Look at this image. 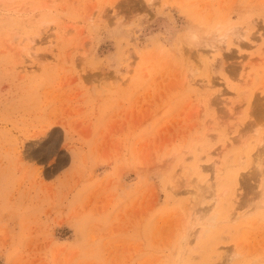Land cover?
I'll list each match as a JSON object with an SVG mask.
<instances>
[{
	"label": "rangeland",
	"instance_id": "1",
	"mask_svg": "<svg viewBox=\"0 0 264 264\" xmlns=\"http://www.w3.org/2000/svg\"><path fill=\"white\" fill-rule=\"evenodd\" d=\"M262 111L264 0H0V264H264Z\"/></svg>",
	"mask_w": 264,
	"mask_h": 264
},
{
	"label": "bare ground",
	"instance_id": "2",
	"mask_svg": "<svg viewBox=\"0 0 264 264\" xmlns=\"http://www.w3.org/2000/svg\"><path fill=\"white\" fill-rule=\"evenodd\" d=\"M210 33H212V32H210ZM209 33V34H210ZM216 33V32H215ZM208 35V34H207ZM213 35H214V33H213ZM212 34L211 35H209V36H213ZM238 34L236 33V39H241L242 37L239 35V36H237ZM255 35V34H254ZM199 36V35H198ZM204 36V35H203ZM208 36V37H209ZM261 35L259 34L258 35V37H260ZM196 37V36H195ZM213 37H215V35L213 36ZM225 37V36H224ZM241 37V38H240ZM257 37V38H258ZM222 38V37H221ZM220 38V39H221ZM226 38V37H225ZM255 38V37H254ZM205 39V38H204ZM203 39V40H204ZM208 40H206V41H203L202 42V40L200 41V39L199 40H196V42H195V45H186L187 46V49L188 50H190L189 51V53H191V54H194V53H196V54H194V56H196V59L198 60L197 62H199L198 64L200 65V62H201V60H202V57H204L205 55H207L208 53H214L215 51H217L218 50V48L220 47H218V46H216L215 45V42H216V38L214 39V38H207ZM224 38H222V40H223ZM222 40H217V41H222ZM225 40V39H224ZM239 40H237V41H239ZM249 41V40H248ZM201 42H202V44H203V46H201L202 44H201ZM223 42V41H222ZM221 42V43H222ZM240 42V41H239ZM253 42H255V41H253ZM219 45H220V43L219 42H217ZM221 45H223V44H221ZM200 46L202 47V48H200ZM189 47V48H188ZM205 47V48H204ZM186 49V50H187ZM203 49V50H202ZM206 49V50H205ZM207 50H209L208 52H207ZM200 51H202V53L200 52ZM201 54H200V53ZM207 52V53H206ZM199 53V54H198ZM198 54V55H197ZM31 55V53L30 52H27V58L28 59H30V62L31 63H33L32 61H37L36 59L37 58H35L34 56L35 55H33V56H30ZM204 55V56H203ZM198 65V66H199ZM197 69V68H196ZM200 81V80H199ZM198 81V82H199ZM200 84H201V86L203 87V88H205V87H207V88H212L213 86H215L214 85V82L213 81H211L210 79H206V80H202L201 79V81L199 82ZM201 87V88H202ZM222 95V94H221ZM232 105V104H231ZM232 106H234V105H232ZM232 110H234L235 111V109L232 107ZM261 112V111H260ZM263 112V111H262ZM264 113V112H263ZM231 114V116L234 114L233 112H231L230 113ZM262 114V113H261ZM262 141V139L259 141V142H261ZM262 150V149H261ZM260 150V151H261ZM260 151H258L259 153H261V154H259V153H257L256 155H255V161H254V163H255V166H256V168L254 169V172H257V171H255V170H258V171H260L261 172V166L263 165L262 163V161H261V155L263 156L264 154H262V152H260ZM264 161V160H263ZM262 162V163H261ZM213 167H214V164H213ZM214 194V193H213ZM204 200V199H203ZM212 205H211V207L209 208V210H211V209H215V208H217L218 206H219V203H220V200L219 199H217V198H214V196H212ZM210 201V200H209ZM203 204H204V202H202ZM206 203V202H205ZM208 203H210V202H207L206 204H208ZM208 216H210V217H203L204 218V220H208V221H210V222H213L214 221V218H215V216H211V215H208ZM227 260H226V264H230L232 261H231V259H232V255H227Z\"/></svg>",
	"mask_w": 264,
	"mask_h": 264
}]
</instances>
